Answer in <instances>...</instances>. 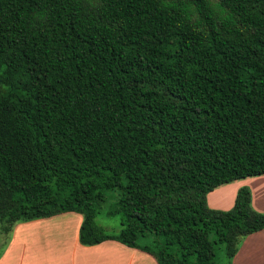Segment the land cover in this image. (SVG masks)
<instances>
[{"label": "trees", "instance_id": "trees-1", "mask_svg": "<svg viewBox=\"0 0 264 264\" xmlns=\"http://www.w3.org/2000/svg\"><path fill=\"white\" fill-rule=\"evenodd\" d=\"M261 173L264 0H0V251L15 222L73 211L80 244L231 264L264 210L247 185L225 209L205 194Z\"/></svg>", "mask_w": 264, "mask_h": 264}, {"label": "crops", "instance_id": "crops-1", "mask_svg": "<svg viewBox=\"0 0 264 264\" xmlns=\"http://www.w3.org/2000/svg\"><path fill=\"white\" fill-rule=\"evenodd\" d=\"M240 185L248 186L251 206L256 210H264V173L233 179L213 187L205 194L207 205L228 208L235 189ZM67 213L54 220L52 217L60 214L15 222L7 242L2 245L0 264H117L115 255L98 250L120 245L112 239L90 245L78 243L76 234L80 215L73 211ZM69 230L72 231L70 238L66 234ZM63 234H66L65 237ZM123 249L124 260H132L133 256L138 255L157 264L138 248H134L133 252ZM231 264H264V227L241 238L231 257Z\"/></svg>", "mask_w": 264, "mask_h": 264}, {"label": "rangeland", "instance_id": "rangeland-1", "mask_svg": "<svg viewBox=\"0 0 264 264\" xmlns=\"http://www.w3.org/2000/svg\"><path fill=\"white\" fill-rule=\"evenodd\" d=\"M114 197H115V190L103 191V201L101 202V205L99 207L98 212L94 216V222L96 224L100 225L102 227V229L104 231H107V232H115V231H117V229L119 227L118 214H116V213L108 214L106 212V210L112 206V203L114 201ZM67 212H69V211H67ZM67 212H65V211L59 212L58 214H60V215H55L52 218L54 220V219H57L58 216L67 215L68 214ZM72 221L73 220L71 219V223H72ZM70 226H72V224H70ZM66 234L68 235L69 238L72 237V231L71 230H69ZM66 234H63V237H65L64 235H66ZM9 236H10V231L3 237L4 242H7ZM146 239H148V238H146ZM143 240H144L143 238H137L136 239V241L139 243L142 242ZM116 242H117V244L120 245V247L110 246L108 249L98 250V252H100V253L110 252L112 255H115L116 260H117V264H152L151 261L146 260V259H142L138 255L133 256L132 260H130V259L124 260L123 255L125 254V251L123 248H127V250L132 251L135 247H128V246H125V245L119 243L118 241H116ZM213 250H214V260L215 261H223L224 254H223L222 244L221 243H215L213 245ZM145 254H148V256L151 259L153 258L152 255H149V253H145Z\"/></svg>", "mask_w": 264, "mask_h": 264}]
</instances>
